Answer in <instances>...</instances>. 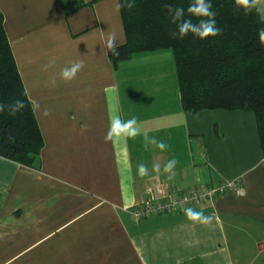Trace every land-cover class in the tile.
Listing matches in <instances>:
<instances>
[{
  "label": "crops",
  "instance_id": "crops-1",
  "mask_svg": "<svg viewBox=\"0 0 264 264\" xmlns=\"http://www.w3.org/2000/svg\"><path fill=\"white\" fill-rule=\"evenodd\" d=\"M254 2L264 12V0ZM0 13L43 140L38 169L0 158V264H264V158L252 113L183 111L168 49L113 66L107 43L125 42L118 0H0ZM77 61L83 69L65 82L61 69ZM117 117H135L137 134L106 139ZM145 134L168 148L145 147ZM229 182L242 195L190 207L206 223L185 211L130 218L148 195Z\"/></svg>",
  "mask_w": 264,
  "mask_h": 264
},
{
  "label": "trees",
  "instance_id": "trees-1",
  "mask_svg": "<svg viewBox=\"0 0 264 264\" xmlns=\"http://www.w3.org/2000/svg\"><path fill=\"white\" fill-rule=\"evenodd\" d=\"M125 42L119 56L108 51L113 66L137 53L170 49L183 111H243L255 116L264 158V23L254 0L251 8L242 0H212L217 11L219 36L200 40L188 36L173 39L175 25L166 17L165 5L178 3L185 9L191 0H118ZM64 6L65 1L61 2ZM83 4H72L70 13ZM22 99L25 109L10 116L0 114V158L38 169L43 140L31 103L24 90L3 27L0 13V103Z\"/></svg>",
  "mask_w": 264,
  "mask_h": 264
},
{
  "label": "clouds",
  "instance_id": "clouds-1",
  "mask_svg": "<svg viewBox=\"0 0 264 264\" xmlns=\"http://www.w3.org/2000/svg\"><path fill=\"white\" fill-rule=\"evenodd\" d=\"M244 7L251 8L249 0H242ZM135 4V0H129L127 3L128 8H132ZM166 17L169 19L170 23L175 25V31L171 32V37L173 39H184L188 36H193L199 38L200 40H206L208 38H215L219 36L222 29L217 26V11L214 10L212 0H191V3L185 9L182 5L178 3H168L165 5ZM107 49L115 56H119V51L117 50V45L114 39H109L107 43ZM54 60H50L49 64H54ZM47 67V66H46ZM84 67L83 61L71 62L70 66H66L60 71V78L65 82H71L74 80ZM25 109V103L22 99H15L7 104L0 103V114L7 112L10 116H16L17 113L22 112ZM137 121L135 117L127 120L121 121L117 117L111 124L109 129V135L106 139L118 138L122 135H132L137 134V129L135 128ZM145 147L149 145H155L161 151L168 148V145L164 141H157L154 138H150L147 134L144 135ZM178 162L175 159L169 160L164 171L166 173H171ZM159 166L155 165L153 171L159 172ZM148 167L141 163L137 166V173L139 176L143 177L148 175ZM173 179L172 176L168 177ZM185 214L188 219L192 221H199L201 223L208 222L211 218L204 215L202 211H194L193 208L185 209Z\"/></svg>",
  "mask_w": 264,
  "mask_h": 264
},
{
  "label": "built area",
  "instance_id": "built-area-1",
  "mask_svg": "<svg viewBox=\"0 0 264 264\" xmlns=\"http://www.w3.org/2000/svg\"><path fill=\"white\" fill-rule=\"evenodd\" d=\"M228 192L242 195L241 189L237 188L234 182L206 188H191L186 191L175 187L166 196L148 195L140 204L132 206L129 214L133 222H139L152 215L183 212L187 207H197L203 201L212 200Z\"/></svg>",
  "mask_w": 264,
  "mask_h": 264
},
{
  "label": "rangeland",
  "instance_id": "rangeland-1",
  "mask_svg": "<svg viewBox=\"0 0 264 264\" xmlns=\"http://www.w3.org/2000/svg\"><path fill=\"white\" fill-rule=\"evenodd\" d=\"M257 6V5H256ZM260 9H261V11H260V17H261V20L263 21V23H264V12H263V10H262V7H260V6H258ZM164 53L165 52H167V54H170L169 56H172L173 55V53H172V51L170 50V49H168V50H164L163 51ZM143 72V71H142Z\"/></svg>",
  "mask_w": 264,
  "mask_h": 264
}]
</instances>
